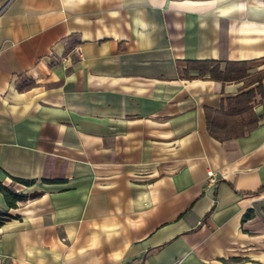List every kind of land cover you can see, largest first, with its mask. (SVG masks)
Segmentation results:
<instances>
[{
  "label": "crops",
  "instance_id": "1",
  "mask_svg": "<svg viewBox=\"0 0 264 264\" xmlns=\"http://www.w3.org/2000/svg\"><path fill=\"white\" fill-rule=\"evenodd\" d=\"M0 184V264H264V0H0Z\"/></svg>",
  "mask_w": 264,
  "mask_h": 264
},
{
  "label": "trees",
  "instance_id": "2",
  "mask_svg": "<svg viewBox=\"0 0 264 264\" xmlns=\"http://www.w3.org/2000/svg\"><path fill=\"white\" fill-rule=\"evenodd\" d=\"M196 69L199 71L200 75L209 74L211 79L226 82H236L248 77V68L245 62H227L224 69L220 68L218 62L213 61H201V62H189L188 70ZM263 74H259L256 77L258 86L255 90H250L232 99H228L225 102V107L219 112H212L211 110L205 111L206 124L208 127L209 134L219 139L217 131H223L225 136L238 137L239 134L236 131V127L240 124L255 126L258 123V118L252 111V102L256 93L263 97V90L261 81ZM223 109H226L224 111ZM246 115V119H242L240 123H230L226 118ZM220 116V117H219ZM219 117V118H218ZM13 184H19L26 187L34 185L33 180H21L17 178H11ZM0 193H2L6 206L9 209H15L16 203L23 200V197L17 194L12 188L6 187L0 184ZM13 217L7 212H0V226L7 219H12Z\"/></svg>",
  "mask_w": 264,
  "mask_h": 264
},
{
  "label": "clouds",
  "instance_id": "3",
  "mask_svg": "<svg viewBox=\"0 0 264 264\" xmlns=\"http://www.w3.org/2000/svg\"><path fill=\"white\" fill-rule=\"evenodd\" d=\"M142 2L154 7L159 6L161 8H168L169 10H175L176 8H179L181 4L185 3L186 0H142ZM203 2L204 5L211 10L213 6L220 4L221 0H203Z\"/></svg>",
  "mask_w": 264,
  "mask_h": 264
},
{
  "label": "built area",
  "instance_id": "4",
  "mask_svg": "<svg viewBox=\"0 0 264 264\" xmlns=\"http://www.w3.org/2000/svg\"><path fill=\"white\" fill-rule=\"evenodd\" d=\"M207 177H208V179H209L210 182H214L213 174L211 172H209L207 174Z\"/></svg>",
  "mask_w": 264,
  "mask_h": 264
},
{
  "label": "rangeland",
  "instance_id": "5",
  "mask_svg": "<svg viewBox=\"0 0 264 264\" xmlns=\"http://www.w3.org/2000/svg\"><path fill=\"white\" fill-rule=\"evenodd\" d=\"M20 196L24 197L22 194H19Z\"/></svg>",
  "mask_w": 264,
  "mask_h": 264
}]
</instances>
